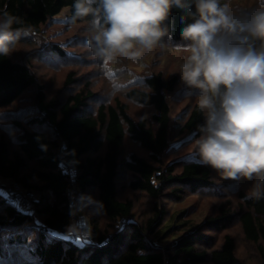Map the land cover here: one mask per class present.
<instances>
[{
    "label": "trees",
    "instance_id": "trees-1",
    "mask_svg": "<svg viewBox=\"0 0 264 264\" xmlns=\"http://www.w3.org/2000/svg\"><path fill=\"white\" fill-rule=\"evenodd\" d=\"M75 2L0 0V14L8 11L19 18L13 30L20 31L19 40H25L28 37L24 32H41L49 19L65 8L70 9L74 23L92 20L91 16L75 17ZM254 13L246 9L242 18L230 15L246 20ZM182 14L174 7L165 22L175 43H184L180 35ZM169 40L166 36L158 44L165 45ZM254 43L257 48L261 45L258 40ZM52 46L65 55L61 46ZM77 80L70 72L65 86ZM34 85L38 114L30 117L26 113L24 121V109L20 110L21 117H12L21 119L13 122L18 130V149L12 151L6 136L0 134V179L3 185L17 181L25 190L36 192V212L10 202L0 191V264H245L237 254L236 238L227 232L235 223H240L244 238L255 245L264 264V197L250 198L240 193L241 201L234 208L232 199L220 193L215 212L202 221H193L188 210L181 209L173 218L184 219L163 229L166 199L179 200L188 191L193 194L215 187L213 168L202 165L193 147L168 158L172 152L194 144L206 117L195 103L182 112L172 134L167 94L177 90L178 75L166 77L161 71L152 72L127 87V100L99 98L90 82L79 90L72 89L65 98L48 99L29 64L15 60L11 54L0 56V110L20 102ZM131 102L153 108L152 121L146 115L133 116ZM127 136L147 151L149 158L135 152L123 158ZM63 152L77 168L85 209L88 192L93 190L97 196L93 207L106 217L103 224L92 216L88 225L83 216L94 243L78 244L67 235L76 231H71L76 220L69 204V175L60 159ZM121 169L131 174L130 189L154 200L151 213L142 220L136 217L134 200L119 197L117 178ZM36 215L41 217L40 223ZM185 226L189 229L177 238L162 241Z\"/></svg>",
    "mask_w": 264,
    "mask_h": 264
},
{
    "label": "clouds",
    "instance_id": "clouds-1",
    "mask_svg": "<svg viewBox=\"0 0 264 264\" xmlns=\"http://www.w3.org/2000/svg\"><path fill=\"white\" fill-rule=\"evenodd\" d=\"M174 7L184 24V43L176 47L189 54L181 80L200 90L198 105L206 110L193 148L202 165L225 179L253 181L249 197H264V0L262 10L246 20L230 15L220 0H76L74 5L75 17H92L88 44L104 65L116 57L135 61L164 37L171 40L165 22ZM19 22L8 11L0 14V56L14 51L21 33L13 25Z\"/></svg>",
    "mask_w": 264,
    "mask_h": 264
},
{
    "label": "rangeland",
    "instance_id": "rangeland-1",
    "mask_svg": "<svg viewBox=\"0 0 264 264\" xmlns=\"http://www.w3.org/2000/svg\"><path fill=\"white\" fill-rule=\"evenodd\" d=\"M224 1V2H223ZM222 6L227 5L229 14H236L239 18L243 17V12L246 9H251L254 12L262 10L261 0H221ZM27 39L19 40L16 44L11 56L15 60L25 62L30 65L36 75L37 83L44 86V90L48 99L54 97L65 98L72 92V89L79 90L87 82L94 89L99 98L113 101L116 97L127 100L125 92L127 87L134 82L141 81L145 76L152 72H163L166 77L178 75L179 86L172 94H167L171 106V130L175 132V124L181 121L182 112L191 105L198 103L199 89H190L180 76L182 64L186 61L187 52L178 50L175 43L169 40L165 45H156L151 50H142L141 56L133 61L124 57H116L108 65H104L103 61L93 55L92 49L89 47L88 40L92 33L91 20L74 23L69 8H65L62 12L49 21L42 27L41 32L27 31L24 32ZM54 44H58L65 51V55H61L53 50ZM70 72L74 73V77L78 80L71 85L65 86V81ZM72 87V88H71ZM37 86L34 85L17 104L0 110V134H4L10 143L12 151L17 150L16 135L18 130L15 128L16 120L28 116L38 114L35 103V94ZM130 112L133 116L140 118L146 115L149 121H152L153 108L143 107L138 104L130 103ZM26 110L21 119H14V115L22 113L20 110ZM206 114V110H204ZM21 117V116H20ZM25 121V119H23ZM23 121V122H24ZM190 144L183 149L172 152L168 158L182 154L193 147ZM123 158H127L130 153L135 152L140 156L149 158V153L142 149L137 142H133L128 136L125 139L123 146ZM61 154H64L61 153ZM131 180V174L124 169L120 170L117 178L119 189V197L122 199L132 198L135 202L136 217L139 220L146 218L151 213L153 201L146 193L134 191L128 186ZM214 186L211 189L203 190L199 193L184 195L182 199L168 198L165 202L167 209L166 228L167 225L178 222L184 217L173 218L175 213L181 209H187L189 217L195 222L202 221L206 216L215 212V207L220 202V193L225 194L224 197L232 199L233 207L237 208L240 203V193L248 194L251 191L253 181L242 179L233 180L225 179L221 174L213 169ZM2 180L0 179V184ZM10 183V182H8ZM6 183V184H8ZM35 193L36 198L38 194ZM89 205L83 210L82 215L85 217V224L89 225L91 217L106 224V217L102 215L97 207H93L96 203L97 196L93 190L88 192ZM92 205V206H91ZM31 207V208H30ZM36 207L33 205L24 209H32V213L36 212ZM36 220L40 223L41 217L36 215ZM188 219V216L185 217ZM75 229V226L73 225ZM183 230L175 233L173 236L162 238L165 242L170 239H175L183 232L188 230V226L182 227ZM74 231V230H73ZM162 231V230H161ZM237 241V254L245 262V264H262L256 247L251 242L247 241L241 231L240 223L232 224L229 231ZM221 234V233H220ZM218 237H222L221 235Z\"/></svg>",
    "mask_w": 264,
    "mask_h": 264
},
{
    "label": "built area",
    "instance_id": "built-area-1",
    "mask_svg": "<svg viewBox=\"0 0 264 264\" xmlns=\"http://www.w3.org/2000/svg\"><path fill=\"white\" fill-rule=\"evenodd\" d=\"M60 159L64 171L69 175V204L74 208V218L77 224L76 231L67 235L69 239L78 244L94 243L95 241L86 230L83 221L82 212L86 207V201L81 193L77 168L72 159L67 154H61ZM0 191L10 202L20 206L23 209L25 207L28 208L31 205L34 206V202L37 199L33 191L25 190L17 181H11L5 185L0 184ZM121 222H124L123 218H121Z\"/></svg>",
    "mask_w": 264,
    "mask_h": 264
},
{
    "label": "crops",
    "instance_id": "crops-1",
    "mask_svg": "<svg viewBox=\"0 0 264 264\" xmlns=\"http://www.w3.org/2000/svg\"><path fill=\"white\" fill-rule=\"evenodd\" d=\"M74 226H75V228H76V223H75V225H74ZM73 230H76V229H74V228H73ZM73 230H71V231H73ZM71 231H70V232H71Z\"/></svg>",
    "mask_w": 264,
    "mask_h": 264
}]
</instances>
